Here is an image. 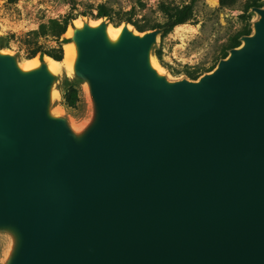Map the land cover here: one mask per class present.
Returning <instances> with one entry per match:
<instances>
[{"label": "water", "instance_id": "1", "mask_svg": "<svg viewBox=\"0 0 264 264\" xmlns=\"http://www.w3.org/2000/svg\"><path fill=\"white\" fill-rule=\"evenodd\" d=\"M197 81L149 60L161 29L73 30L92 120L49 114L53 73L0 51L5 264H264V8Z\"/></svg>", "mask_w": 264, "mask_h": 264}, {"label": "rangeland", "instance_id": "2", "mask_svg": "<svg viewBox=\"0 0 264 264\" xmlns=\"http://www.w3.org/2000/svg\"><path fill=\"white\" fill-rule=\"evenodd\" d=\"M191 2L192 0H17L8 3L7 0H0V51L14 57L20 65L33 59L44 61L46 56L40 55L27 59V52L35 43L29 33L49 20L71 18V25L67 28L70 30L80 22L89 24L100 21L112 27L121 23L120 26L127 24L130 30L142 35L161 29L156 26L166 22L160 10L161 4L181 7ZM245 2L246 0H237L234 8L227 9L221 8L218 0H194L191 20L187 24L176 26L163 36L161 29L157 37L151 57L161 68V75L170 82L192 81L188 74L203 76L214 69L220 60L229 55V51L223 49L237 32L243 29L250 30V34L253 32V23L259 16L251 9L243 12ZM100 6L107 9L108 19H94ZM259 8H264V1ZM134 26L147 31L139 33ZM151 28L155 29L149 30ZM64 35L60 39L65 41L62 44L63 56L64 46L71 44L70 37ZM37 44L43 48L55 45L50 38L38 39ZM154 53L159 55L160 60ZM53 75L49 114L63 118L71 129L89 123L94 116V107L86 92L87 84L70 72L57 71ZM69 87L78 91L79 103L76 108H68L64 104L63 96ZM61 109L63 112H60ZM10 247V236L0 232V264H5Z\"/></svg>", "mask_w": 264, "mask_h": 264}, {"label": "trees", "instance_id": "3", "mask_svg": "<svg viewBox=\"0 0 264 264\" xmlns=\"http://www.w3.org/2000/svg\"><path fill=\"white\" fill-rule=\"evenodd\" d=\"M17 0H7L8 3H14ZM193 1L190 4L181 6V7H174L169 6L166 4L160 5V10L165 16L166 22L163 25L156 26V28L163 29V35H166L170 33L176 26L187 24L191 18L193 13ZM264 0H246L244 6H243V12H248L250 9L259 7V5ZM219 6L221 8H234L237 4V0H218ZM101 18H109V13L107 9L104 6H100L98 8V12L96 16H94V19L98 20ZM71 18H63L62 20H56L52 19L49 20L46 24H40L38 29L35 31H32L29 33L32 40L35 42L34 46L30 48L27 52V59H33L37 55H40V57L46 56L48 58H51L53 61L61 62L63 59V48L62 44L65 42L64 40L61 41V37L66 33L67 28L71 25L70 21ZM127 23H130L127 21ZM121 24V23H120ZM120 24H115L114 26H120ZM136 31L139 33H144L145 30L142 27L134 26ZM155 28H151L149 30H153ZM250 30H240L237 32L231 39V41L224 47L223 51H230L234 48H237L240 46L239 39L243 36L250 35ZM50 38L55 45L53 47L49 48H43L42 45L37 44L38 39H46ZM154 56L160 60V57L158 54L154 53ZM224 58V57H223ZM213 69H210L208 72H211ZM202 75H195V74H188V77L190 80L195 81ZM64 104L68 108H76L77 104L79 103V96L78 91L74 87H69L63 96Z\"/></svg>", "mask_w": 264, "mask_h": 264}, {"label": "bare ground", "instance_id": "4", "mask_svg": "<svg viewBox=\"0 0 264 264\" xmlns=\"http://www.w3.org/2000/svg\"><path fill=\"white\" fill-rule=\"evenodd\" d=\"M99 24H100V21L89 23L91 27H96ZM74 27L76 29H81L83 27V23L82 22L76 23ZM122 27L123 25L118 26V27H112L111 25L107 26L106 36L109 42L115 43L118 41L119 36L121 34ZM64 36L65 37L69 36L71 38L73 36V30L67 29ZM64 50H65L64 56L61 62H56V61H53L51 58L45 57L44 62L46 63L47 69L50 73H56L57 71H66V72L73 73V67H74V63L76 59V47L73 43H71L70 45H65ZM39 65H40L39 61H37L36 59H33L32 61L28 63L23 62L21 65L19 64V69L23 72L32 71V70L37 69ZM149 65L151 66V68L156 70L158 74H162L161 68L159 67L157 62L152 57L149 60ZM60 112H63L62 109L60 110ZM84 127H85V124L80 125V126H75L73 127V130L75 133L79 134L80 132H82Z\"/></svg>", "mask_w": 264, "mask_h": 264}]
</instances>
